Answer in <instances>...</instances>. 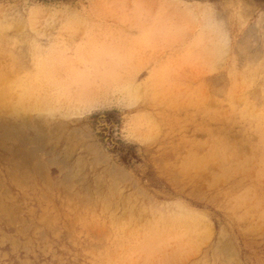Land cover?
Returning a JSON list of instances; mask_svg holds the SVG:
<instances>
[{"label":"rangeland","instance_id":"374dc122","mask_svg":"<svg viewBox=\"0 0 264 264\" xmlns=\"http://www.w3.org/2000/svg\"><path fill=\"white\" fill-rule=\"evenodd\" d=\"M0 95V264H264V0H0Z\"/></svg>","mask_w":264,"mask_h":264},{"label":"bare ground","instance_id":"6f19581e","mask_svg":"<svg viewBox=\"0 0 264 264\" xmlns=\"http://www.w3.org/2000/svg\"><path fill=\"white\" fill-rule=\"evenodd\" d=\"M2 58V57H1ZM4 58V57H3ZM3 63V62H2ZM2 68V67H1ZM5 68V67H4ZM13 73V72H12ZM6 86V85H5ZM8 87V86H7ZM1 96V95H0ZM6 98V97H5ZM5 102V101H4ZM1 103V102H0ZM7 113V112H6ZM19 121V120H18ZM77 135V134H76ZM77 137H79V136H77ZM98 148V147H97ZM86 151H88V150H86ZM92 151V150H91ZM100 156V155H99ZM100 158V157H99ZM118 167V166H117ZM118 171H123V170H121L120 168H119V170ZM118 173V172H117ZM122 173V172H121ZM125 174V173H124ZM128 174V173H127ZM127 178H129V177H127ZM127 178H125V179H127Z\"/></svg>","mask_w":264,"mask_h":264}]
</instances>
